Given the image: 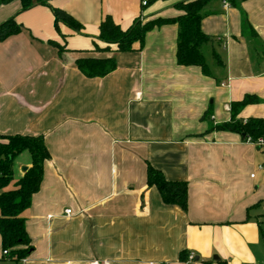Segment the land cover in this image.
<instances>
[{
	"label": "crops",
	"instance_id": "1",
	"mask_svg": "<svg viewBox=\"0 0 264 264\" xmlns=\"http://www.w3.org/2000/svg\"><path fill=\"white\" fill-rule=\"evenodd\" d=\"M41 1L24 12L17 0L0 6V25L14 19L21 27L0 41V136H41L49 154L24 213L33 252L8 262L263 264L264 146L216 127L246 96L256 101L236 120L264 122V0L204 7L209 77L176 64L173 24L154 28L132 52L94 49L107 48L97 40L106 16L126 30L137 18L178 17L175 5L185 0ZM52 9L71 16L81 33L62 25L58 33ZM108 57L116 68L102 78H85L75 66ZM148 165L167 181L186 183V211L147 187ZM30 167L21 153L14 181ZM190 253L194 260H183Z\"/></svg>",
	"mask_w": 264,
	"mask_h": 264
},
{
	"label": "trees",
	"instance_id": "2",
	"mask_svg": "<svg viewBox=\"0 0 264 264\" xmlns=\"http://www.w3.org/2000/svg\"><path fill=\"white\" fill-rule=\"evenodd\" d=\"M16 0H0V6L7 5ZM24 12L34 6L32 0H17ZM157 0H148L146 5ZM210 0H185L175 5L182 14L173 19L156 18L142 21L137 18L132 25L122 30L112 19L106 16L98 28L97 40L107 46L100 50L105 53H126L134 50V45L142 48L146 35L156 27L164 25H176V64L180 67H197L201 73L209 77L210 72L201 53L204 44L210 42V38L201 30V22L204 18L202 11ZM37 4L45 5L41 0ZM54 16V28L59 33L60 25L68 28L74 33L80 34L82 26L71 16L59 9H52ZM243 26L249 27L245 18ZM21 27L14 19L0 25V41L20 32ZM64 40V38H63ZM59 53L64 52L61 47L53 42ZM114 46V50L110 47ZM78 71L88 79L102 78L113 72L116 68L114 57L103 59L82 58L75 61ZM256 99L246 96L241 102L231 105V119L228 123L216 127L217 131H225L238 134L245 142L246 138L257 141L264 139V122L261 119L251 118L242 123L236 120L239 109L255 102ZM23 152H27L31 159V167L17 181L13 179V163ZM49 159V154L44 144L43 137L29 136H0V239L2 251H8L7 257L11 261L19 262L33 252L31 241L25 230L24 213L29 209L31 199L39 190L43 178L44 163ZM147 187H155L165 205L176 206L182 211L187 209V185L184 182L167 181L161 172L147 166ZM187 256L185 257L186 260ZM218 264H225L218 262Z\"/></svg>",
	"mask_w": 264,
	"mask_h": 264
},
{
	"label": "built area",
	"instance_id": "3",
	"mask_svg": "<svg viewBox=\"0 0 264 264\" xmlns=\"http://www.w3.org/2000/svg\"><path fill=\"white\" fill-rule=\"evenodd\" d=\"M141 5H142V6H146V2L143 1V2L141 3ZM227 6H228L227 3L224 2V7H227ZM245 122H246V121H244L243 123H245ZM245 142H246V143L253 144V145L258 146V147H263V146H264V139H263V138H260V139H258V140L255 141V142L252 141L250 138H246ZM65 215H66L67 217L71 216V211H70V210H66V211H65ZM2 255H3V257H7V255H8V251H2ZM193 260H194V255H193L192 253H190V254L187 256L186 262H191V261H193ZM263 264H264V260H263Z\"/></svg>",
	"mask_w": 264,
	"mask_h": 264
},
{
	"label": "rangeland",
	"instance_id": "4",
	"mask_svg": "<svg viewBox=\"0 0 264 264\" xmlns=\"http://www.w3.org/2000/svg\"><path fill=\"white\" fill-rule=\"evenodd\" d=\"M142 21L144 22V21H147V20H145V19H142ZM5 261H7L8 262V259H4ZM5 262V264H13V263H10V262Z\"/></svg>",
	"mask_w": 264,
	"mask_h": 264
},
{
	"label": "water",
	"instance_id": "5",
	"mask_svg": "<svg viewBox=\"0 0 264 264\" xmlns=\"http://www.w3.org/2000/svg\"><path fill=\"white\" fill-rule=\"evenodd\" d=\"M22 171L25 172L26 169H23ZM213 260H214V261H217L218 259H217V258H214Z\"/></svg>",
	"mask_w": 264,
	"mask_h": 264
}]
</instances>
